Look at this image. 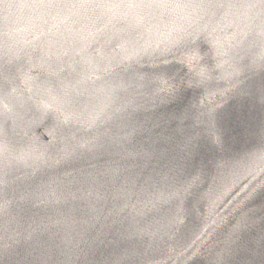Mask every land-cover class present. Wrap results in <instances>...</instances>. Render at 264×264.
I'll return each mask as SVG.
<instances>
[{
	"label": "water",
	"instance_id": "1",
	"mask_svg": "<svg viewBox=\"0 0 264 264\" xmlns=\"http://www.w3.org/2000/svg\"><path fill=\"white\" fill-rule=\"evenodd\" d=\"M0 264H264V0H0Z\"/></svg>",
	"mask_w": 264,
	"mask_h": 264
}]
</instances>
